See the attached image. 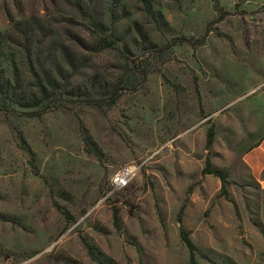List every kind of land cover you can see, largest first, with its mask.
Instances as JSON below:
<instances>
[{"label":"rangeland","instance_id":"obj_1","mask_svg":"<svg viewBox=\"0 0 264 264\" xmlns=\"http://www.w3.org/2000/svg\"><path fill=\"white\" fill-rule=\"evenodd\" d=\"M75 2L0 0V65L14 85L35 90L7 38L24 42L12 25L35 22L52 40L41 62L62 45L86 58L75 83L121 94L41 118L0 110V264H264V0H149L155 18L118 0L114 25V0H94L117 39L97 53L80 47L94 39ZM128 165L141 169L113 192Z\"/></svg>","mask_w":264,"mask_h":264},{"label":"trees","instance_id":"obj_2","mask_svg":"<svg viewBox=\"0 0 264 264\" xmlns=\"http://www.w3.org/2000/svg\"><path fill=\"white\" fill-rule=\"evenodd\" d=\"M145 6L148 15L155 18L153 7L149 0H141ZM114 10L111 14L113 17V25L120 22L124 17L119 15L117 10L118 0H114ZM75 6L77 11L82 15L85 23V28L92 31L91 36L94 39L93 43L87 42L86 39H81L80 47L82 50L90 53H97L102 51H111L117 47L116 29L115 26H108V16L106 14L100 15L94 9V0H76ZM112 19V18H111ZM110 22V21H109ZM112 23V22H111ZM13 32L18 35L24 34V42L16 39L15 37L7 38V43L24 49L28 65L34 80V89L25 92L19 84L14 85L12 80L6 77L2 66L0 65V110L6 112H16L17 109H22L25 115L34 118H41L48 112L56 108H60L61 104L66 101H71L77 105H84L90 107H108L114 106L120 99L121 94L117 88L109 89V87H102L98 84L97 80L89 81L86 83H75L81 68L84 67L86 58L74 55L71 49H67L62 45L55 50L56 54L51 52L47 53L45 60H39V55H42V50L46 49L50 43L49 36L45 37L46 30L42 33L38 30L39 24L33 22L25 28L22 22L14 23L12 25ZM43 36L40 40L37 37ZM31 39H30V38ZM35 37V38H34ZM3 38H0V51ZM187 38L174 40V43L184 44L187 43ZM176 45V44H175ZM172 48V46H171ZM163 50L160 49V53ZM45 53V52H44ZM166 53V51H165ZM37 57V58H36ZM2 55H0V61ZM55 59V60H54ZM60 59L59 63L56 62ZM88 60V59H87ZM105 85H109L106 83ZM86 145L93 152V145L88 138L84 140ZM213 143V134L209 135L208 146ZM204 174H215L221 179L223 183V192L227 194L226 188L228 180L226 174L221 170H211V164L204 170ZM116 225L119 222L118 212H114ZM182 224V218L179 219ZM181 238L187 248L192 254L198 250L193 244L190 234L181 227ZM85 246L91 257L95 258L94 248L87 242Z\"/></svg>","mask_w":264,"mask_h":264},{"label":"built area","instance_id":"obj_3","mask_svg":"<svg viewBox=\"0 0 264 264\" xmlns=\"http://www.w3.org/2000/svg\"><path fill=\"white\" fill-rule=\"evenodd\" d=\"M140 169V165H128L119 169L112 179L113 192L126 189Z\"/></svg>","mask_w":264,"mask_h":264}]
</instances>
